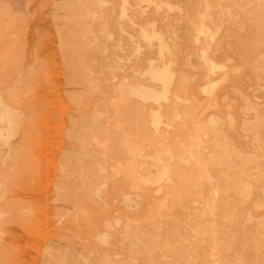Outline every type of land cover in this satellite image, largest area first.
I'll return each mask as SVG.
<instances>
[{
	"label": "rangeland",
	"instance_id": "obj_1",
	"mask_svg": "<svg viewBox=\"0 0 264 264\" xmlns=\"http://www.w3.org/2000/svg\"><path fill=\"white\" fill-rule=\"evenodd\" d=\"M0 264H264V0H0Z\"/></svg>",
	"mask_w": 264,
	"mask_h": 264
}]
</instances>
